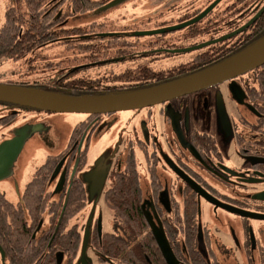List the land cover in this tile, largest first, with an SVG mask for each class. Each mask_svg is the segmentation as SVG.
Here are the masks:
<instances>
[{"label":"flooded vegetation","instance_id":"af4514ba","mask_svg":"<svg viewBox=\"0 0 264 264\" xmlns=\"http://www.w3.org/2000/svg\"><path fill=\"white\" fill-rule=\"evenodd\" d=\"M29 1L35 32L19 21ZM113 1L0 0V85L117 96L196 74L264 34V0H126L103 10ZM9 22L17 35L3 33ZM66 114L82 120L64 125ZM0 158L9 264H87L89 248L115 264L105 252L114 246L141 250L146 264H169L166 254L172 264H264V65L123 112L0 100Z\"/></svg>","mask_w":264,"mask_h":264},{"label":"water","instance_id":"95a60500","mask_svg":"<svg viewBox=\"0 0 264 264\" xmlns=\"http://www.w3.org/2000/svg\"><path fill=\"white\" fill-rule=\"evenodd\" d=\"M124 1L126 0H114L104 7L103 10H108ZM181 27H185V25ZM148 34L151 35L153 33ZM263 65L264 37L248 46L241 53L196 74L162 85L130 91L131 93L85 99L60 97L34 90L0 85V100L53 113L97 114L123 112L159 105L182 96L199 92L202 89L224 83ZM18 137L21 141L20 147L22 148L27 135L23 134ZM1 163H3L2 158H0V169ZM261 217V219H264V215ZM159 242L163 251L166 253L169 250L168 244L165 246L161 240ZM166 258L168 263L172 264L170 261H173L172 255L166 254Z\"/></svg>","mask_w":264,"mask_h":264},{"label":"trees","instance_id":"16d2710c","mask_svg":"<svg viewBox=\"0 0 264 264\" xmlns=\"http://www.w3.org/2000/svg\"><path fill=\"white\" fill-rule=\"evenodd\" d=\"M26 3H27V7L25 8V12H24V18H25L24 21L25 22H23V19H20L19 21H21V24L24 25L25 32H35L36 27H35L34 16H35V19H37L36 14H35V10H34L35 3L33 1H29ZM11 16H13V17L15 16L14 18L17 19V16L15 14L14 15L10 14V17ZM15 23L16 22H11L9 24V25H11V29H9V25L5 29H2L3 33H8L10 36L13 33H15V35H17L20 32V25L17 26ZM263 37H264V34L260 35L251 44L257 42L258 40L262 39ZM14 39L17 40V37H15ZM144 88H147V87H144ZM144 88H136L135 90L144 89ZM105 252L107 254H109L110 256H113V258H114L113 262L115 264H146L144 254L139 249L137 251L134 250L132 253L129 254V252L127 250H122V248H116L114 246V247L106 248ZM103 254L104 253H102V255ZM22 264H27V263H22Z\"/></svg>","mask_w":264,"mask_h":264},{"label":"rangeland","instance_id":"374dc122","mask_svg":"<svg viewBox=\"0 0 264 264\" xmlns=\"http://www.w3.org/2000/svg\"><path fill=\"white\" fill-rule=\"evenodd\" d=\"M113 15H119L121 18H123L126 15V13H125V11L111 13V16H113ZM2 16H3V9L1 8L0 9V17H2ZM120 27H121V25H119L118 23L108 22V28H109V30H117ZM112 28H117V29H112ZM65 55H67V53ZM64 116H67L66 117L67 119L64 121V125H67V124H73L74 125L76 123L78 124L82 120V116L79 115V114H66ZM127 116L128 115H124L123 114V117H127ZM109 149H112V147L109 148ZM2 187L3 186L0 185V189ZM100 206H102V204ZM97 257H98V255H97L96 250L93 249V248H89L88 251L86 252V261H87V264H107V263L99 262L97 260ZM0 264H9V263H8V260L7 259L5 260V259L1 258V256H0Z\"/></svg>","mask_w":264,"mask_h":264}]
</instances>
